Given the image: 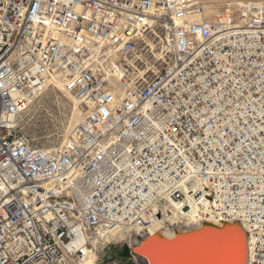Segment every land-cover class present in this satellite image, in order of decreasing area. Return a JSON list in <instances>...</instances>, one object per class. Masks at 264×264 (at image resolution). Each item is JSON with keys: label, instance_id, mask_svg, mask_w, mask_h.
<instances>
[{"label": "built area", "instance_id": "2783aa9c", "mask_svg": "<svg viewBox=\"0 0 264 264\" xmlns=\"http://www.w3.org/2000/svg\"><path fill=\"white\" fill-rule=\"evenodd\" d=\"M209 1L0 0V264H124L173 205L264 264V0ZM56 80L84 112L48 146L20 117Z\"/></svg>", "mask_w": 264, "mask_h": 264}, {"label": "water", "instance_id": "95a60500", "mask_svg": "<svg viewBox=\"0 0 264 264\" xmlns=\"http://www.w3.org/2000/svg\"><path fill=\"white\" fill-rule=\"evenodd\" d=\"M239 224L204 221L190 229H174L171 237L157 231L133 247H124L122 256L135 254L144 258L147 264H246L244 230ZM222 241L226 242L227 248L221 257L208 256L209 249Z\"/></svg>", "mask_w": 264, "mask_h": 264}, {"label": "rangeland", "instance_id": "374dc122", "mask_svg": "<svg viewBox=\"0 0 264 264\" xmlns=\"http://www.w3.org/2000/svg\"><path fill=\"white\" fill-rule=\"evenodd\" d=\"M227 1L230 2L229 0H211L213 5L205 10L204 16L214 17L222 13ZM83 112L79 107L78 101L75 103L66 90L51 86L29 102L27 108L21 114L20 122L29 137L39 141V143L50 146L63 141L68 130L79 120ZM169 223L171 222L166 221L164 223L163 231L167 228H173V232L174 228L185 230L201 225V223L179 222L171 227ZM132 240L131 245L126 242L112 244L105 251L104 259L117 260L124 264H135L132 255L128 257L122 256L124 247H133L139 244L143 238L133 236ZM226 248V242L222 241L215 246L213 245L211 250L209 249L208 256L213 254L216 258H220Z\"/></svg>", "mask_w": 264, "mask_h": 264}, {"label": "bare ground", "instance_id": "6f19581e", "mask_svg": "<svg viewBox=\"0 0 264 264\" xmlns=\"http://www.w3.org/2000/svg\"><path fill=\"white\" fill-rule=\"evenodd\" d=\"M211 2V0L209 1ZM53 86H57L60 87L61 89H64L68 92V94L74 99L75 103H77V99L74 97V95L70 92V90L68 89V87L66 86L65 83L61 82L60 80H56L53 82ZM39 96V95H37ZM31 102V101H30ZM82 117V115H81ZM81 117L79 118V120L81 119ZM79 120L77 122H79ZM76 122V123H77ZM182 209L178 206V205H173L172 207V215L169 218V221L171 222V224H176L179 223L180 221L185 222V223H195V224H199L198 223V219H197V209L196 208H192V211L188 213V217L185 219L184 215H180V211ZM183 216V217H182ZM183 218V219H182ZM208 222H212L214 224H220L219 222L215 221V220H209ZM165 225L163 224V220H157L153 227L151 228V232H157V231H161L165 236L167 237H171L174 235V231L172 232L173 228H167L165 231L162 230V228ZM199 226V225H197ZM239 226L243 229L242 225L239 224ZM173 227V226H172ZM179 230V229H177ZM244 230V229H243ZM243 236H244V256H245V263L249 264V248H248V238H247V234L246 231H243ZM124 236V235H123ZM121 238V237H120ZM123 238V237H122ZM87 264H97V256L94 255L92 256L88 261ZM108 264V263H107Z\"/></svg>", "mask_w": 264, "mask_h": 264}]
</instances>
